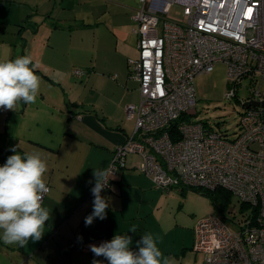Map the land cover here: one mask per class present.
Listing matches in <instances>:
<instances>
[{
  "label": "crops",
  "instance_id": "0c3cea01",
  "mask_svg": "<svg viewBox=\"0 0 264 264\" xmlns=\"http://www.w3.org/2000/svg\"><path fill=\"white\" fill-rule=\"evenodd\" d=\"M139 6L138 0H0V62L29 54L42 82L35 104L21 105L15 111L0 109V166L17 153L38 154L46 160L50 192L43 204L52 211L42 240H29L24 247L0 240V264H93V260L109 264L104 257H96L89 246L110 242L117 234L130 235L131 250L138 252L137 242L146 233L157 238L158 246L174 264H183L176 258L189 250L186 245L191 239L183 240L179 253L178 243H167L160 228L150 226L159 207L147 210L149 195L153 188H160L138 170L141 158L128 162L138 154L126 157V167L114 178L113 186L101 193L110 198L106 219L85 225L93 211L94 170L111 165L118 147L135 130L124 107L140 95L129 67V61L139 57L133 21ZM103 31L126 37L122 54L104 63L100 72L98 58L103 50L89 52L98 49ZM84 33L93 40L88 49L85 39L79 42L72 37ZM89 55L91 61L97 57L95 64L86 62ZM68 62L89 69L87 79L82 82V75L80 83L74 82V64ZM111 73L117 74L111 78ZM99 79L120 80L115 83L120 93L108 94L99 86ZM12 147L17 152L10 151ZM133 227L135 233L130 231Z\"/></svg>",
  "mask_w": 264,
  "mask_h": 264
},
{
  "label": "built area",
  "instance_id": "2783aa9c",
  "mask_svg": "<svg viewBox=\"0 0 264 264\" xmlns=\"http://www.w3.org/2000/svg\"><path fill=\"white\" fill-rule=\"evenodd\" d=\"M138 2L133 21L139 57L129 67L140 102L125 109L135 130L115 152L106 189L130 154L140 156L138 170L160 189L222 188L256 209L255 218L249 216L237 231L218 218L201 220L194 252L204 256L202 264H264V0ZM172 4L183 8V23L167 18ZM218 63L227 65L233 88L228 98L250 79L246 103H258L246 108L233 140L190 118L197 105L195 78Z\"/></svg>",
  "mask_w": 264,
  "mask_h": 264
},
{
  "label": "clouds",
  "instance_id": "9594fccd",
  "mask_svg": "<svg viewBox=\"0 0 264 264\" xmlns=\"http://www.w3.org/2000/svg\"><path fill=\"white\" fill-rule=\"evenodd\" d=\"M35 67L29 54L0 62V109L15 111L21 105L37 102L42 82ZM9 150L17 152L16 147ZM47 172V161L38 154L17 153L0 166V240L4 244L24 247L29 240L38 242L44 237L46 222L52 218V211L43 204L50 192L45 179ZM113 173L111 165L94 170L93 211L85 218L86 226H91L97 218L106 219L110 198L101 193L108 187ZM130 231L135 233V227ZM131 245L130 235L117 234L110 242L89 247L96 257H104L109 264H174L151 233L144 234L137 242L138 252L131 250ZM93 264L100 261L93 260Z\"/></svg>",
  "mask_w": 264,
  "mask_h": 264
},
{
  "label": "rangeland",
  "instance_id": "374dc122",
  "mask_svg": "<svg viewBox=\"0 0 264 264\" xmlns=\"http://www.w3.org/2000/svg\"><path fill=\"white\" fill-rule=\"evenodd\" d=\"M167 18L177 23H183L185 21L183 8L177 4H172ZM135 24L134 29L137 28ZM72 37L79 42L85 39L87 49L93 46V40H90L89 34H73ZM125 37V35L117 32L107 34L103 31L102 39L98 40V49L96 51H88L90 54H95L99 49L103 50L101 57L98 58L100 72L104 70V63H109L122 54ZM91 60L92 57L89 55L86 62ZM91 62L95 64L97 57L96 61ZM72 64L74 63L68 62V65ZM76 69H80L84 73L82 82L87 79L88 74H90L89 69L84 65L74 64L71 68V78L74 82H81V77H77L73 73ZM116 74L111 73L109 76L112 78ZM116 82H120V80L115 81L112 79L108 81L107 79H99L98 84L108 94L118 95L120 90L116 86ZM194 87L197 105L190 116L191 120L207 123L216 132L226 134L231 140L235 139L239 134L241 116L246 110L244 104L251 97L250 94L253 88L251 80L245 79L242 86H239L236 96L228 98L227 95L233 88L228 79L227 65L225 63H218L213 72L196 77ZM262 91L264 92V85ZM133 92L135 91H129V93ZM71 93L69 92V94ZM90 94L89 92V96H92ZM115 98L116 103L119 104L117 96ZM139 102L140 95L136 94L135 101L127 103L124 108L129 105H137ZM110 107L114 110L113 106L110 105ZM127 119L131 120L128 117ZM138 158L140 159L139 156H130L128 162L138 161ZM185 190L186 193L184 192L181 195L178 190L166 191L157 189L156 187L153 188V193L149 195L150 203L148 206L150 209L148 208L147 210H151L152 206L156 205L159 208L150 219V226L160 228L161 237L165 236L167 243H178L179 253L183 249V240L191 239L188 245H186L189 250H186L185 255L180 254L176 259H181L183 264H202L204 256L202 254L196 255L194 252L195 227L197 224L207 217H214L224 222L231 231H237L243 221L254 214L253 208L244 205L234 195H231L230 198H225L223 193L221 194L219 191L209 192V195H202L200 191L194 189Z\"/></svg>",
  "mask_w": 264,
  "mask_h": 264
},
{
  "label": "trees",
  "instance_id": "16d2710c",
  "mask_svg": "<svg viewBox=\"0 0 264 264\" xmlns=\"http://www.w3.org/2000/svg\"><path fill=\"white\" fill-rule=\"evenodd\" d=\"M130 75H131V71H130ZM184 119H186V117H184V118H182L181 120H180V122H182V121H184ZM174 127L175 126H173V128H172V131L173 132H176L175 130H174ZM111 186H113V182L111 183ZM185 189H189V188H179V190L181 191V195H182V193H186V190ZM190 189H194V190H196V191H200L201 192V194L203 195H209V192H217V191H219V192H221V194L223 193V196L225 197V198H230V196L232 195L230 192H228V191H226V190H224V189H222V188H218V189H216V190H213V191H211V190H206V189H195V188H190ZM185 190V191H184ZM233 196V195H232ZM45 201V200H44ZM244 205H246V206H249V205H247L246 203H243ZM257 212V210L256 209H253V215L252 216H250L252 219L253 218H255V213ZM247 219V218H246ZM245 219V220H246ZM244 220V221H245ZM196 236V235H195ZM194 244H195V242H194Z\"/></svg>",
  "mask_w": 264,
  "mask_h": 264
},
{
  "label": "water",
  "instance_id": "95a60500",
  "mask_svg": "<svg viewBox=\"0 0 264 264\" xmlns=\"http://www.w3.org/2000/svg\"><path fill=\"white\" fill-rule=\"evenodd\" d=\"M244 107L245 108L258 107V103L257 102L246 103V104H244Z\"/></svg>",
  "mask_w": 264,
  "mask_h": 264
}]
</instances>
